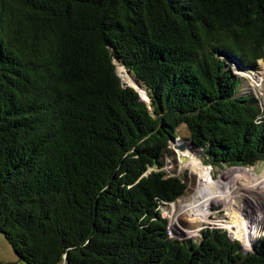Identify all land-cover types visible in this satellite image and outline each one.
Here are the masks:
<instances>
[{"label": "trees", "instance_id": "16d2710c", "mask_svg": "<svg viewBox=\"0 0 264 264\" xmlns=\"http://www.w3.org/2000/svg\"><path fill=\"white\" fill-rule=\"evenodd\" d=\"M264 0H0V235L21 264H264L221 228L169 235L186 131L206 165L264 163ZM116 66L140 92L123 85Z\"/></svg>", "mask_w": 264, "mask_h": 264}, {"label": "rangeland", "instance_id": "374dc122", "mask_svg": "<svg viewBox=\"0 0 264 264\" xmlns=\"http://www.w3.org/2000/svg\"><path fill=\"white\" fill-rule=\"evenodd\" d=\"M116 73L123 85L133 87L141 93L143 99L147 100L144 92L137 88L134 77L128 75L125 69L116 66ZM234 73L240 75V77L238 76L239 78H242V91H249L264 109V61H259L252 71H248V73H251V77H246V72L240 68H235ZM255 78H258V84ZM179 146L183 148L180 149ZM164 161L165 164L162 171L168 176L179 178L187 186L186 192L181 198L171 204L160 207L161 216L167 220L170 235L174 239L198 240L203 230L212 228L224 229L222 224L228 221L224 205L217 199L211 200V203L203 211L197 206L191 205L201 198L209 199L207 198L206 183L202 181L201 172L203 171L211 177V180L207 181L209 186L217 189L218 193L224 196L230 195L233 198L234 201H230L231 206L242 220H252L264 225V205L261 206L263 207L262 210L258 206V203H261L262 199L264 200V193L260 189L251 188L252 180L254 178L258 179L264 173V163H257L248 167L206 165L202 162L201 151L191 144L186 131L181 132L180 137L170 142ZM190 161H195L198 165L193 167L189 165ZM241 170L246 171L243 172ZM210 182H212V185L209 184ZM192 208L195 210L193 211ZM225 231L228 232L232 240L239 241L243 248H252L255 240L252 241L250 247L246 248L244 243L236 238L231 231ZM262 238H264V231L255 236L256 240ZM3 246H7L9 251L12 252L0 235V255L5 256V248Z\"/></svg>", "mask_w": 264, "mask_h": 264}, {"label": "bare ground", "instance_id": "6f19581e", "mask_svg": "<svg viewBox=\"0 0 264 264\" xmlns=\"http://www.w3.org/2000/svg\"><path fill=\"white\" fill-rule=\"evenodd\" d=\"M247 73L248 72H246V74H245L246 77H251L250 76L251 73H248V74ZM255 79H256V82L258 84V78H255ZM260 81H262V80H260ZM189 165H191L193 167H196L198 165V163L195 162V161H190ZM241 171L244 172L246 170H241ZM201 175H202V178H203L202 181L206 183L205 184L206 191L208 192L207 198H209V199L206 200L205 197H204L203 199L201 198L200 200H196L191 205L197 206V208H199V209H201L203 211V210H205L206 206L209 203H211V200H216L217 199V200L221 201V203H223L225 211H226V213L228 215V219H227L228 221L224 222L222 224V227L225 230L231 231L232 234H234L236 238L240 239L244 243L246 248L250 247L251 244H252V241L256 240L255 236L258 233L264 231V225H262V223H256L255 221H252V220H247V221L242 220V218L239 217V215L236 213L234 208L231 206V202L234 201L233 198L230 195L224 196L221 193H218L217 189H214L213 186H209L207 183L211 180V177H209L210 175L208 173L203 171V172H201ZM252 181H253V183H252L253 186L251 185V188L253 187V188L260 189L264 193V173L258 179L254 178V180H252ZM209 184L212 185V182H210ZM247 188H249V187H247ZM219 194H221V195H219ZM261 203H262V205H264V200L263 199L261 200ZM194 210L195 209H193V211Z\"/></svg>", "mask_w": 264, "mask_h": 264}, {"label": "crops", "instance_id": "0c3cea01", "mask_svg": "<svg viewBox=\"0 0 264 264\" xmlns=\"http://www.w3.org/2000/svg\"><path fill=\"white\" fill-rule=\"evenodd\" d=\"M5 248V256L0 255V264H21L15 261L12 253L9 251L7 246H3Z\"/></svg>", "mask_w": 264, "mask_h": 264}, {"label": "water", "instance_id": "95a60500", "mask_svg": "<svg viewBox=\"0 0 264 264\" xmlns=\"http://www.w3.org/2000/svg\"><path fill=\"white\" fill-rule=\"evenodd\" d=\"M237 69H239L238 67H237ZM237 76H239L240 77V75H237ZM180 147V149H182L183 147L182 146H179ZM262 203H258V206H259V208H261V210L263 209V207H261V206H263V205H261ZM251 249L252 248H250V249H245V248H243L242 249V253L243 254H246L248 251H251Z\"/></svg>", "mask_w": 264, "mask_h": 264}, {"label": "built area", "instance_id": "2783aa9c", "mask_svg": "<svg viewBox=\"0 0 264 264\" xmlns=\"http://www.w3.org/2000/svg\"><path fill=\"white\" fill-rule=\"evenodd\" d=\"M169 235H170V231H169ZM171 236V235H170Z\"/></svg>", "mask_w": 264, "mask_h": 264}]
</instances>
